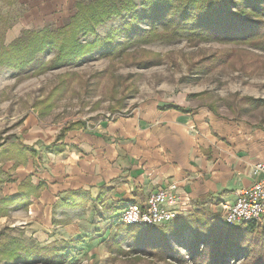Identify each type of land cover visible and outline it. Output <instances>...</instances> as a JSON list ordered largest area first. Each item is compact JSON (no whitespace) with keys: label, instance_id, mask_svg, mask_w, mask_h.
I'll use <instances>...</instances> for the list:
<instances>
[{"label":"rangeland","instance_id":"obj_1","mask_svg":"<svg viewBox=\"0 0 264 264\" xmlns=\"http://www.w3.org/2000/svg\"><path fill=\"white\" fill-rule=\"evenodd\" d=\"M77 1L16 0L8 5L0 0V43L9 44L25 29H40L47 24L61 27L75 13ZM120 22L115 19L99 25L97 34L105 35ZM85 39L92 40L93 36L82 37ZM99 54L94 53L81 65L63 66L27 78L0 66L1 169L10 164L7 160L17 162L12 144L23 140L27 129L42 125L44 119L50 124L63 123L64 127L72 123L83 125L86 121L107 122L128 115L132 107L147 100L183 105L191 110L206 107L225 122L235 123L237 129L243 126L264 130L263 48L247 43L190 41L181 32L171 41L136 44L118 57ZM52 55L53 51L46 52L39 60ZM150 58L154 62L145 66L137 63ZM68 73H73L71 78ZM63 78L68 79L66 89L52 94L54 107L42 115L46 97L54 86L60 87ZM27 116L34 118L31 124H25ZM4 148L6 154L2 152ZM205 205L204 210L212 215L214 224L224 225L217 201H207ZM24 210L11 209L0 216V239L23 238L29 247L58 244L65 247L63 253L69 258L62 263H9L0 255V264H196L191 256L202 249L205 240V234L194 235L190 229L178 236L171 235L168 230L174 223L151 228L143 235L129 233L120 221L121 210L93 223L75 238L59 239L55 230L40 235L29 217L31 210ZM145 243L152 254L139 248ZM155 246L168 247L164 257ZM176 254L180 258H174ZM241 259L233 245L227 247L224 264H238Z\"/></svg>","mask_w":264,"mask_h":264},{"label":"crops","instance_id":"obj_2","mask_svg":"<svg viewBox=\"0 0 264 264\" xmlns=\"http://www.w3.org/2000/svg\"><path fill=\"white\" fill-rule=\"evenodd\" d=\"M162 105L143 101L126 116L86 121L62 135L63 123L43 118L19 141L35 155L2 166L6 179L0 196L17 192L27 177L35 185L43 183L24 211L31 210L40 235L55 230L59 239L83 234L98 220L173 181L190 195L194 208L205 201L232 202L253 182L250 167L264 163V130L237 129L206 107L179 105L184 112ZM33 119L27 116L25 124ZM78 191L86 193L87 205L60 204L66 193Z\"/></svg>","mask_w":264,"mask_h":264},{"label":"trees","instance_id":"obj_3","mask_svg":"<svg viewBox=\"0 0 264 264\" xmlns=\"http://www.w3.org/2000/svg\"><path fill=\"white\" fill-rule=\"evenodd\" d=\"M5 1L13 5L16 0ZM75 5V13L61 27L47 24L40 29H25L9 44L0 43V66L27 78L63 66L81 65L96 52L109 58L118 57L136 44L171 41L178 38L181 32H185L190 41L247 43L264 49V0H79ZM115 19L121 20L119 25L110 27L105 35L97 34L99 25ZM89 35L93 36L92 40H82V37ZM52 51L49 59L39 60L42 54ZM150 62L154 61L151 58L137 61L140 66ZM72 74L67 75L70 77ZM59 82L60 87L54 86L46 97L44 111L40 112L42 115L54 107L52 94L64 92L68 79L63 78ZM161 108L186 111L177 104H164ZM77 124L63 127L60 135ZM11 147L15 150L17 161L35 155V151L23 143H13ZM2 152L7 153L5 148ZM3 175L0 168V183L4 182ZM43 188V183L35 185L30 178H25L15 194L0 198V216H5L11 209H27L30 198L37 197ZM88 201L86 193L78 191L66 193L60 204L67 207L85 206ZM206 202L199 203L187 216H179L169 222L174 223L168 230L173 236L180 235L186 229H190L194 235L205 234L202 249L191 256L193 262L224 264L227 247L233 245L242 256L238 264H264V223L216 225L212 215L204 210ZM220 210L223 215L221 207ZM125 226L126 231L135 235H143L151 228L158 227ZM146 244L139 248L152 254L153 250H149ZM64 248L58 244L29 247L24 244L23 238L0 239V255L9 263L15 260L62 263L69 258L68 254L63 253ZM167 248L157 246L155 249L164 257ZM173 256L180 258L177 254Z\"/></svg>","mask_w":264,"mask_h":264},{"label":"built area","instance_id":"obj_4","mask_svg":"<svg viewBox=\"0 0 264 264\" xmlns=\"http://www.w3.org/2000/svg\"><path fill=\"white\" fill-rule=\"evenodd\" d=\"M249 174L253 182L240 189L232 202H221L223 224L235 226L246 222L264 223V163H254ZM190 195L173 181L150 192L143 201L121 210L120 221L126 225L161 226L194 209Z\"/></svg>","mask_w":264,"mask_h":264}]
</instances>
